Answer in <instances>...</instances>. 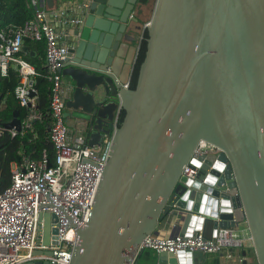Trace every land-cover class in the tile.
<instances>
[{"label":"water","instance_id":"1","mask_svg":"<svg viewBox=\"0 0 264 264\" xmlns=\"http://www.w3.org/2000/svg\"><path fill=\"white\" fill-rule=\"evenodd\" d=\"M44 1L62 14L69 119L88 147L113 137L71 264H139V245L162 226L214 239L244 222L264 264V0ZM4 127L22 132L18 111ZM202 141L219 150L196 155ZM188 164L195 179L182 175ZM43 220L48 245L50 216ZM203 257L161 253L151 264Z\"/></svg>","mask_w":264,"mask_h":264},{"label":"built area","instance_id":"2","mask_svg":"<svg viewBox=\"0 0 264 264\" xmlns=\"http://www.w3.org/2000/svg\"><path fill=\"white\" fill-rule=\"evenodd\" d=\"M27 7L33 12L31 20L20 27L11 26L0 31V77L7 76L11 67L19 72L16 97L22 107L28 109L29 104L32 105L28 119L23 121L22 132L31 128L32 123L41 118L36 111V98L29 97L30 90L36 93L33 81L39 74L22 54L27 40L45 42V65L51 84L49 141L54 160L51 162L44 151L39 160L24 154L13 166L11 186L0 192V264H71L73 250L80 243L78 232L91 216L110 159L113 137H105L100 147H88L74 139L64 121L68 97L61 73L70 54L61 45L60 34L44 8L45 1L31 0ZM120 115L121 112L116 118V129ZM5 132L13 137L19 134L0 125V138ZM218 150L202 141L195 154H211ZM50 163L51 168L48 167ZM182 175L195 179L198 169L188 164ZM47 215L50 216L48 245L44 241L43 220ZM243 245L244 239L237 228L230 227L219 229L214 239L205 238L202 232L191 237L173 233L167 238L153 234L139 245L135 258L145 251H153L157 254H226L231 259V251Z\"/></svg>","mask_w":264,"mask_h":264},{"label":"trees","instance_id":"3","mask_svg":"<svg viewBox=\"0 0 264 264\" xmlns=\"http://www.w3.org/2000/svg\"><path fill=\"white\" fill-rule=\"evenodd\" d=\"M31 0H1L0 4V31L7 27H20L33 18L32 10L28 9L27 4ZM28 50L37 51L44 54L46 50L45 42H34L27 40L25 42ZM147 44L143 43L137 59V64L132 75L131 87L136 88L139 69L144 61ZM25 60L31 63L37 70L38 76L33 81V88L36 90V110L41 118L34 121L31 128L25 129L13 137L9 132H5L0 138V192L6 191L12 183L13 166L19 163L18 159L26 154L31 159L39 160L44 151L48 158L54 160V150L49 141V128L51 126L50 118V82L48 80L47 69L38 64L25 52ZM45 57V54H44ZM19 72L15 67H11L7 76L0 77V125L13 120L14 112L18 111L22 121H26L30 115L27 108L22 107L16 97V89L19 86ZM125 112L120 115V122H123ZM148 251L143 252L144 254ZM141 256V257H142ZM152 257H150L151 259ZM153 259V258H152ZM140 264V261H139Z\"/></svg>","mask_w":264,"mask_h":264},{"label":"crops","instance_id":"4","mask_svg":"<svg viewBox=\"0 0 264 264\" xmlns=\"http://www.w3.org/2000/svg\"><path fill=\"white\" fill-rule=\"evenodd\" d=\"M153 6H154V3L152 2L150 11L146 17V22H150L152 18ZM55 7L56 5L53 2H50V4L45 5L44 8L49 13L50 21L56 27V25L58 24V19L62 17V14H61V10H55ZM23 52L27 53L34 60V64H38L42 66L43 68L44 67L46 68L45 57H44L45 51H43L44 54H39L37 51L28 50L27 46L24 45ZM22 56L25 59V55L22 54ZM63 85H64L65 92L68 97L69 85H68L67 78L63 77ZM64 121H65L66 126L69 128V130L73 134V137L76 140V142L84 143V141L80 137V128L69 119V112L66 108L64 110ZM236 228L239 231L242 238L244 239L243 247L241 249L232 250L231 252L233 254V257L231 259L227 258L226 254L204 255V257L202 258L203 264H245L246 262L247 264H258L255 250H254V244L252 241V237H251V233H250L248 225L244 222V223L239 224ZM176 231L177 230L175 229L174 226L172 228H169V230L165 229L164 226H162L159 234H156V236L161 237V238H167L173 233H176ZM207 235L211 237L212 231L211 232L209 231ZM244 253L246 254L244 255ZM156 256H157V253L153 251H148V253L144 254L140 258V264H151L154 257ZM150 257H152L153 259L152 258L150 259Z\"/></svg>","mask_w":264,"mask_h":264}]
</instances>
